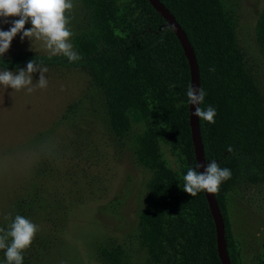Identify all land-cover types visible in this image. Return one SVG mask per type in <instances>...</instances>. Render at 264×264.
<instances>
[{
	"label": "trees",
	"instance_id": "16d2710c",
	"mask_svg": "<svg viewBox=\"0 0 264 264\" xmlns=\"http://www.w3.org/2000/svg\"><path fill=\"white\" fill-rule=\"evenodd\" d=\"M88 26L74 40L81 59L63 55L18 54L0 57V70L16 71L35 59L47 68L87 72L106 99L113 134L127 138L138 114L144 130L135 138L136 163L150 173L147 204L139 217L138 240L155 264H222L214 218L204 191L182 190L183 176L198 160L192 137L190 61L182 42L149 0H81ZM186 33L197 58L202 108L216 109L215 123L199 119L206 164L215 160L232 176L214 193L224 218L231 264L238 263L235 239L224 205L240 184L264 183V98L249 76L236 38L231 0H160ZM264 54V10L256 24ZM161 144L183 162L181 172L163 160ZM231 146L233 151L227 149ZM29 206L21 211L30 217ZM108 264H120L122 251L101 247ZM27 264L39 262L34 244L24 250Z\"/></svg>",
	"mask_w": 264,
	"mask_h": 264
},
{
	"label": "rangeland",
	"instance_id": "374dc122",
	"mask_svg": "<svg viewBox=\"0 0 264 264\" xmlns=\"http://www.w3.org/2000/svg\"><path fill=\"white\" fill-rule=\"evenodd\" d=\"M72 3L67 15L74 47L89 14L81 0ZM231 4L246 70L264 98V54L256 42L264 0ZM7 19L4 23L0 18V30H9L19 17ZM31 27L26 23L25 29ZM22 34L2 57L49 55L42 42L32 50ZM48 70L47 87L32 93L0 85V227L7 229L17 214L25 217L21 209L27 205L29 219L39 226L32 242L39 254L36 264H108L101 247L120 249V264H155L138 240L150 179L134 153L135 138L144 130L141 117L133 114L132 132L117 138L108 124L104 94L87 72ZM38 80L39 73H33V82ZM161 154L169 167L181 172L182 160L164 144ZM224 205L238 263L264 264V183L236 186ZM173 261L171 256L162 264ZM0 264H6L3 250Z\"/></svg>",
	"mask_w": 264,
	"mask_h": 264
},
{
	"label": "clouds",
	"instance_id": "9594fccd",
	"mask_svg": "<svg viewBox=\"0 0 264 264\" xmlns=\"http://www.w3.org/2000/svg\"><path fill=\"white\" fill-rule=\"evenodd\" d=\"M73 8L72 0H0V18L8 23L9 17H19L13 20L9 30H0V57L10 48L13 39L19 33H23L21 40L28 39L33 45L42 42L50 56L63 55L69 62L81 59L70 42L69 17L67 13ZM31 22L32 27L25 29V25ZM48 68L38 63L36 58L27 62V67L17 66V70L0 71V85L11 88L14 91L26 89L32 93L37 88L44 89L48 85ZM39 73V80L33 82V73ZM187 102L194 107L195 115L200 120L215 123L216 109L208 105L202 108L205 91L202 87L197 89L190 84L186 92ZM233 151L231 146L227 149ZM197 171L188 168L183 176L182 190L195 197L199 192L206 190L208 193H216L223 181L231 178L229 168H221L215 161H209L206 165L198 164ZM39 231V226L30 219L17 214L8 224L7 229L0 227V250L4 251L6 264H23V252L29 248Z\"/></svg>",
	"mask_w": 264,
	"mask_h": 264
},
{
	"label": "water",
	"instance_id": "95a60500",
	"mask_svg": "<svg viewBox=\"0 0 264 264\" xmlns=\"http://www.w3.org/2000/svg\"><path fill=\"white\" fill-rule=\"evenodd\" d=\"M151 5L162 15V17L168 22L170 27L175 31L177 37L182 42V46L184 48V51L190 61V68H191V74H192V84L199 89L201 87L200 85V72H199V66L197 62V58L194 52V49L182 29V27L179 25V23L176 21L175 17L170 13V11L166 8V6L160 2V0H149ZM194 107L192 106V112H194ZM191 112V127H192V137L193 141L195 143V153L198 160V164H204L206 165V159H205V152H204V146L202 142L201 132H200V123L199 118L195 115H192ZM201 172L204 171L203 168L199 169ZM207 200L211 209L212 216L215 221L216 225V232H217V241H218V252L220 255V259L222 261V264H231L228 252H227V244L224 239V232H225V223L224 218L221 213V209L218 205V202L215 198L214 193H208L205 190Z\"/></svg>",
	"mask_w": 264,
	"mask_h": 264
}]
</instances>
